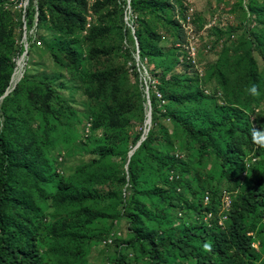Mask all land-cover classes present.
Here are the masks:
<instances>
[{"label": "rangeland", "instance_id": "obj_1", "mask_svg": "<svg viewBox=\"0 0 264 264\" xmlns=\"http://www.w3.org/2000/svg\"><path fill=\"white\" fill-rule=\"evenodd\" d=\"M127 1L81 0L75 6L80 20L73 26L74 37L63 35L75 41L70 46L75 50L72 58L65 53L68 50L58 49V37L63 34L59 30L66 26L56 19L47 1L0 0V30L6 42L0 47V57L6 56L13 65L9 85L27 45L17 81L26 90L11 97L5 106L11 112L17 109L14 115L21 118L27 139L35 142L30 146L24 143V148L36 150L48 161L53 180L51 184L34 187L28 183L19 188L30 190L36 206L25 219L45 264H112L117 253L126 256L128 264H149L148 247L138 243L128 227V213L136 211L133 200L144 207L145 214L138 213L140 225L153 232L175 234L182 233L184 226H196L199 221L194 210L176 218L162 198L136 193L164 187V170L156 161L174 148L186 150L191 189L198 185V179L209 190L231 187V203L257 184L264 166V60L259 53V49L264 52V0H168L170 6L156 18L132 11ZM42 12L45 17L37 25V14ZM174 25L180 26L183 41L176 40ZM118 27L127 30L125 36ZM135 30L154 49L174 57L172 74L181 86L180 93H190V98L196 96L197 100L177 105L166 99L173 83H158L161 75L147 61L149 56L140 62ZM147 30L158 39L148 37ZM0 64L7 67V62ZM100 74L107 83L101 90L95 80ZM5 78L6 71L0 70V87ZM253 83L259 86V97L246 92ZM125 92L133 103L128 112L120 104ZM97 93L99 98H95ZM147 97L150 140L147 148L135 154L139 176L134 192L128 180V153L145 128ZM46 107L49 113L42 117ZM192 109L201 112L194 121L196 127L218 125L210 136L219 150H225L235 135L246 136L247 132L256 138V162L242 181L238 171L235 177L224 174L220 158L211 148H201L202 141L191 139L167 116L173 110ZM230 111L238 112L236 123L225 121ZM2 122L0 108V127ZM42 133L47 136L45 145L39 142ZM98 147L110 148L112 153L99 158ZM58 184L67 185V190L74 187L82 192L86 188L91 196L80 203L62 202L53 197ZM259 188L264 191V182ZM189 191L185 190V197H191ZM84 209L95 217L85 216ZM244 221L247 227L252 224L253 229L247 231L257 243L255 258H250L249 264H264V215H247ZM59 227L76 236L62 237ZM206 242L209 239H195L192 244L202 253ZM168 255L164 256L175 264H195L191 257L185 260L173 252Z\"/></svg>", "mask_w": 264, "mask_h": 264}, {"label": "trees", "instance_id": "obj_2", "mask_svg": "<svg viewBox=\"0 0 264 264\" xmlns=\"http://www.w3.org/2000/svg\"><path fill=\"white\" fill-rule=\"evenodd\" d=\"M50 5V10L56 16V19L61 20L65 24L66 29L60 31L61 37H58L57 46L60 51L68 50L66 54H70L72 58L75 57V50L70 47L75 41L66 40L63 35L66 33L74 37L73 26L80 20L79 14L76 11L75 6L81 4V0H45ZM132 11L137 13H146L150 18H156L164 13V9L169 7L168 0H129ZM159 11V14H158ZM44 13H38V23L44 19ZM30 18V15H29ZM139 17H137L138 20ZM162 18V17H161ZM61 23V24H62ZM144 24V23H143ZM60 28L62 26L57 24ZM175 26V25H174ZM178 34L176 40L178 42L183 41L182 30L179 25H176ZM118 27L121 36H125L127 30ZM111 27H107L110 30ZM148 37L152 40H157L158 35L151 31H146ZM134 35L138 42V55L140 62H142L147 56V61L153 63L154 68L159 70L161 78L158 83L163 86H171L168 93H165L166 99L171 100L177 105H182L184 101H195L197 97L190 98V93H180L181 86L177 80L176 75L172 72L175 68L173 59L168 58L170 53L163 51L162 49H154L153 46L146 43L143 35L137 30L134 31ZM76 39V38H75ZM69 41V42H68ZM6 46V42L3 40L2 29L0 30V47ZM259 53L264 60V52L259 49ZM7 62V67L0 64V70L6 71V80L3 86L0 87V97L4 94L9 86V76L12 72L13 65L10 64L6 56L0 57V62ZM10 65H9V64ZM8 69V70H7ZM95 78L99 87L103 89L106 83L102 74ZM26 88L23 83L17 82L9 95L4 96L1 103V116L3 118L2 126L0 127V264H45L42 255L39 254L38 247L33 243V239L30 237L29 227L27 225L26 216L36 210V206L33 203L30 190L19 189L21 186H36L37 184H51L52 177L49 175L48 161L36 153V150L31 148H24V143L30 146L35 142L32 139H27L28 131L22 126V120L17 114V109L8 111V107L5 103L22 92ZM29 90V89H28ZM168 90V89H167ZM166 92V90H164ZM202 98L203 92H199ZM11 95V96H10ZM95 98H99L100 95L94 94ZM32 96V95H31ZM151 103L153 99H150ZM121 107L126 112L130 111L133 103L130 102V95L127 96L126 92L123 94L121 101ZM47 106V105H46ZM127 107V108H126ZM223 109V107H219ZM49 113L48 108L42 110L41 116L45 117ZM109 113V112H108ZM184 114V115H182ZM199 109L185 110H173L170 111L167 116L174 122L178 123L187 133V135L196 141H202L200 147L206 149L207 147L220 158L221 166L224 169V174L230 176L235 171L241 175V181L246 177L251 166L244 172V160L250 154L253 153L255 158L258 153L257 141L254 142V136H251L246 132V136L235 135L231 137V140L227 142L225 150H219L213 143V139L210 136V131L217 130V124L211 123L210 127L202 128L196 127L194 121L200 115ZM114 115V114H113ZM117 115L114 117L116 118ZM226 122L236 123L240 118L238 112H227ZM202 119V118H201ZM210 118L209 120H211ZM252 127L249 125L248 129ZM149 131V130H148ZM143 132V131H142ZM245 130H241L244 133ZM250 132V131H249ZM46 133H42L39 142L43 145L46 144ZM118 135V133H117ZM142 135V134H141ZM139 136L134 142L139 141ZM150 140V132L145 135V139L142 140L139 146L133 151L129 157L128 163V180L130 189L134 192L138 189L137 179L139 172L136 168L135 154L140 150L147 148ZM25 141V142H24ZM134 144V146H135ZM133 146V147H134ZM34 148V147H32ZM35 149V148H34ZM186 151V150H185ZM182 149L174 148L170 151L168 156H162L157 159L156 164L164 171L163 176V188H155L151 190L141 189L137 194L153 195L162 198L166 201V205L174 210L176 218H180L181 214L186 210H194L197 215L196 220L199 221L196 226H184L182 233L167 234L157 233L150 229L142 227L138 213L145 214L144 207L138 205L136 200L132 201L134 205V213L129 214L130 219L129 228L133 230L135 239L141 245L145 244L148 247L149 264H175L170 261L168 254L175 253L179 258L187 260L189 257L193 258L195 264H249L250 258H255V249L251 247L254 242L247 230H252V224L248 227L245 226V219L247 215H253L261 217L264 215V191L259 186L264 182V166L262 172L259 175L257 184L249 188L245 194L240 197L239 201L231 203L226 219L221 224L219 221V200L220 190H226L231 193V187L227 190L217 189L209 190L205 188L202 182L198 179L197 186L191 189L192 181L187 175V153ZM97 153L99 158H105L112 153V149L107 147H98ZM256 162V161H255ZM254 164V163H253ZM252 164V165H253ZM245 173L244 175H242ZM27 178V182H26ZM122 182H125V178H122ZM237 184V183H236ZM55 186V184H52ZM65 184H58L54 192L53 197L59 199L62 202L69 201L70 203H80L91 195L88 190L82 188V192L72 187L71 189ZM67 190V191H66ZM185 190L189 191L190 198L185 197ZM38 191L42 194V189L38 188ZM207 193L210 197L209 203L202 204L203 195ZM196 196L198 200L194 199ZM193 200H196L194 202ZM124 204V202H123ZM212 212V218L207 222L204 221V213ZM83 214L88 218H94L95 213L88 209H84ZM178 214V217H177ZM64 225V222L61 223ZM67 222L66 225L68 226ZM61 230L62 237L72 239L68 236L75 237L76 235L71 233L67 235ZM195 239L205 241L209 239L211 243V251L198 252L196 251L192 242ZM259 244V242H258ZM168 255V257L164 255ZM129 261L121 253H117L112 264H128Z\"/></svg>", "mask_w": 264, "mask_h": 264}, {"label": "built area", "instance_id": "obj_3", "mask_svg": "<svg viewBox=\"0 0 264 264\" xmlns=\"http://www.w3.org/2000/svg\"><path fill=\"white\" fill-rule=\"evenodd\" d=\"M256 161V158L254 156L253 153H250L244 160V172ZM245 173H243L242 175H244ZM210 201V197L208 196L207 193H205L203 195V199H202V204L206 205L207 203H209ZM219 221L218 223L221 224V222L226 219V214L229 211V208L231 206V197H230V193L226 190H222L220 193V200H219ZM212 218V212H205L204 213V221L207 222L209 219ZM250 235V234H249ZM110 242V241H109ZM251 247L254 249H257V243L253 242L251 244Z\"/></svg>", "mask_w": 264, "mask_h": 264}, {"label": "water", "instance_id": "obj_4", "mask_svg": "<svg viewBox=\"0 0 264 264\" xmlns=\"http://www.w3.org/2000/svg\"><path fill=\"white\" fill-rule=\"evenodd\" d=\"M127 3H129V0L127 1ZM23 37H24V36H23ZM26 46H27V45L25 44V45H24L25 50H24V52H23V54H22L20 60H23V56L26 54ZM20 77H21V73H20ZM19 79H20V78H19ZM8 93H9V92L6 90V91L4 92V94H3V96H2L0 99H2V98H3L4 96H6ZM146 103H147V112H146V120H145V124H144V125H146V122H147V121H150V114H151V111H150V102H149V100H148V97H147V101H146ZM144 131H145V129H143V132H142V135H141L139 141H138V142L135 144V146L129 151V153H128V157H130V156L132 155L133 151L139 146L140 142H141L142 140L145 139V137L143 136Z\"/></svg>", "mask_w": 264, "mask_h": 264}, {"label": "bare ground", "instance_id": "obj_5", "mask_svg": "<svg viewBox=\"0 0 264 264\" xmlns=\"http://www.w3.org/2000/svg\"><path fill=\"white\" fill-rule=\"evenodd\" d=\"M22 60H19V63H18V67L15 69L14 73H13V76L11 78V81H10V85H9V88L7 89V91H11L15 85V83L19 80L20 78V70H21V67H22ZM11 89V90H9ZM146 120V119H145ZM150 123H151V114H150V121H147L146 122V125H145V131H144V134L143 136L145 137V135L147 134L148 130H149V126H150Z\"/></svg>", "mask_w": 264, "mask_h": 264}, {"label": "clouds", "instance_id": "obj_6", "mask_svg": "<svg viewBox=\"0 0 264 264\" xmlns=\"http://www.w3.org/2000/svg\"><path fill=\"white\" fill-rule=\"evenodd\" d=\"M246 92L253 96V97H259L261 95V92H260V89H259V86L255 83H253L250 87H248L246 89ZM254 142L256 140V138L254 137ZM261 146H264V140L261 141ZM204 250L205 251H211V243L210 242H206L203 246Z\"/></svg>", "mask_w": 264, "mask_h": 264}]
</instances>
